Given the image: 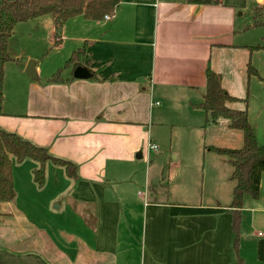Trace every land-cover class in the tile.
I'll return each instance as SVG.
<instances>
[{"label":"crops","instance_id":"crops-1","mask_svg":"<svg viewBox=\"0 0 264 264\" xmlns=\"http://www.w3.org/2000/svg\"><path fill=\"white\" fill-rule=\"evenodd\" d=\"M241 8L240 0H121L103 19L76 16L58 33L45 16L23 22L45 23L44 46L58 38L56 48L69 56L85 45L80 63L90 76L76 79L67 68L62 83H47L53 73L43 75L36 62L30 77L24 53H13L9 40L6 64L13 68L4 67L0 129L71 162L76 176L48 161L38 186V163L12 158L15 197L0 202V264H264V172L258 198L243 199L237 256L232 168L205 147L239 149L243 135L226 119L206 123L197 106L210 68L239 99L227 106L246 111L258 145L264 143V24L246 27ZM248 66L257 75H248ZM173 122L192 133L173 137ZM171 154L175 161L164 163L155 183L166 180V166L171 173L202 160L216 191L197 199L187 178L182 194L153 198L156 173L148 163ZM170 173L167 187L177 191ZM55 210L64 212L57 224L49 217Z\"/></svg>","mask_w":264,"mask_h":264},{"label":"trees","instance_id":"trees-1","mask_svg":"<svg viewBox=\"0 0 264 264\" xmlns=\"http://www.w3.org/2000/svg\"><path fill=\"white\" fill-rule=\"evenodd\" d=\"M121 0H0V115H2L4 66L11 61L8 46L18 23L27 22L45 15L53 21L54 31L58 33L65 23L76 16L86 20L98 21L105 15L114 12ZM212 0H189L193 4H208ZM260 14H257L253 26L263 25ZM58 39L54 41L56 46ZM260 49V46L250 50ZM86 47L73 51L63 68L58 69L47 83H62V73L65 69L72 71L78 66L85 55ZM248 75H257L251 67L247 68ZM205 93L201 108L209 118L206 123H216L219 119H226L229 128L238 130L243 135V144L239 149L205 147L209 151L227 158L232 172L230 180L234 183L232 199L229 208L232 211L233 249L239 254L241 209L243 199L249 196L256 199L259 196L261 174L264 172V143L258 145L255 135L249 125L247 113L244 110H234L227 104L239 99L230 96L221 86V77L210 68L205 71ZM12 158L16 162L31 159L38 163L33 171V178L38 186L45 182V164L50 161L62 166L69 177L76 176V167L67 160L56 158L49 154L46 148L24 140L14 133L0 129V202L14 199L15 191L12 178ZM241 264V261H238Z\"/></svg>","mask_w":264,"mask_h":264},{"label":"rangeland","instance_id":"rangeland-1","mask_svg":"<svg viewBox=\"0 0 264 264\" xmlns=\"http://www.w3.org/2000/svg\"><path fill=\"white\" fill-rule=\"evenodd\" d=\"M240 2L242 3V8L239 10V13L242 12L243 24L246 27L250 28L252 26V23H254L257 14H260L261 20L264 19V0H262V2H260L259 0H240ZM44 18L45 19L43 20H46V18H48V20L51 19L49 15H45ZM32 24H33V28H29L27 27L28 25H25L23 23H21L17 27L15 26L13 39L11 41V49L13 53H15L16 55L17 53H22V52L24 53V55L20 58L22 65L25 63L26 65H28L29 63L37 62L39 68L42 69L43 75L45 73H54L52 72L54 71L52 70L53 68H55L56 70L57 68H63L66 63V60L69 57V53L67 54V52L61 48L59 49L56 48L57 46H52L51 43L49 47H45L44 38L47 37V32H48L45 26L46 24L45 23L44 24L32 23ZM34 24H36V26ZM255 27H260V26H255ZM257 32L258 34L261 33L260 30H258ZM53 33H55L54 30ZM255 43H259V41ZM261 45L264 46V39L261 41ZM4 67L13 68L10 67L9 64H6ZM173 124L175 126L167 127L168 129L172 130L173 137L176 136L177 134L189 135L192 133V132L190 133L192 129L184 130L185 128L182 127V124H178V122H173ZM167 140H169L168 136H167ZM172 140L174 142V146H178L180 144V140L178 141L176 138L175 139L173 138ZM191 140H193V137ZM206 143L210 144L209 136L207 140H205V144ZM174 155L175 154H171L162 163L160 162L157 163V161H155L154 159V155L151 156V163L148 164H150L149 166H151L152 172L154 174L156 173L155 178L150 182V185L154 183L152 186L155 191L152 194L153 198H156L160 201H166L172 199L170 197L171 195L173 196L174 194L176 195L182 194V191L180 192L179 188H181V185L186 182L187 178L188 180H190L189 178H191L192 182L195 184V190L193 191V193L197 199L198 198L202 199L203 196V198L206 200L208 198V196H205L206 192L209 195V193L216 191V189L218 188L216 179H213L210 174L206 176L203 175L202 160L201 162H198L190 166L188 164H185V166L182 165L180 167H172L171 173H170V168L166 166L164 169V176L166 177V180L163 181L160 180L158 183L157 182L155 183V180L158 179L160 175L159 173L162 170L164 163L175 161ZM57 168L60 167L57 166ZM169 173L172 179L171 187L177 188V191H173L167 187L166 182H167V178L169 177ZM54 206H52V208H54ZM55 211L56 212L53 211V214L55 215H53V217L49 215V217L52 221H54L57 224L58 219L60 217L62 218L64 217L63 215L64 212L63 210L61 211L55 210ZM38 218L41 219V216H39ZM46 219H48V216L42 217L43 221Z\"/></svg>","mask_w":264,"mask_h":264},{"label":"water","instance_id":"water-1","mask_svg":"<svg viewBox=\"0 0 264 264\" xmlns=\"http://www.w3.org/2000/svg\"><path fill=\"white\" fill-rule=\"evenodd\" d=\"M33 68H34V63H29L26 67V72L30 77H35L33 74ZM90 76V72L88 71L87 68L78 66L75 68L73 71V77L76 79H87ZM136 158H141L140 154L136 155Z\"/></svg>","mask_w":264,"mask_h":264},{"label":"built area","instance_id":"built-area-1","mask_svg":"<svg viewBox=\"0 0 264 264\" xmlns=\"http://www.w3.org/2000/svg\"><path fill=\"white\" fill-rule=\"evenodd\" d=\"M105 18H108V17L106 16ZM57 39H58V38H57ZM57 39H56V40H57ZM149 148H150L151 150H156V146L153 145V144H150Z\"/></svg>","mask_w":264,"mask_h":264}]
</instances>
